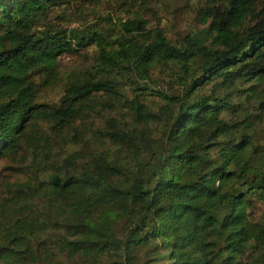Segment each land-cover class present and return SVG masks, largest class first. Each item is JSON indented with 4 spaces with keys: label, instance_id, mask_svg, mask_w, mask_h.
Listing matches in <instances>:
<instances>
[{
    "label": "trees",
    "instance_id": "trees-1",
    "mask_svg": "<svg viewBox=\"0 0 264 264\" xmlns=\"http://www.w3.org/2000/svg\"><path fill=\"white\" fill-rule=\"evenodd\" d=\"M65 1L0 0V156L38 120L87 143L73 122L95 94H117L114 74L134 91L116 102L132 121L109 119L95 133L101 147L71 149L43 176L35 169L7 187L0 264H264V212L248 211L264 199V0H218L175 44L136 17L115 35L35 29ZM84 45L102 73L70 72L56 104L38 102L34 75L55 81L57 54ZM157 78L169 93L147 86ZM145 95L164 102L155 115ZM15 201L46 202L45 213L8 216Z\"/></svg>",
    "mask_w": 264,
    "mask_h": 264
},
{
    "label": "rangeland",
    "instance_id": "rangeland-1",
    "mask_svg": "<svg viewBox=\"0 0 264 264\" xmlns=\"http://www.w3.org/2000/svg\"><path fill=\"white\" fill-rule=\"evenodd\" d=\"M217 1L66 0L62 4L52 6L46 17L39 23L42 26L35 29L51 26L63 30L100 31L102 28H107L111 35H115L119 33V23L136 17L144 22L145 29L161 30L166 39L175 44L184 35L197 32L203 27L204 23H201V20L204 7H211ZM116 30L117 32L114 33ZM96 63V48L93 45H84L76 47L75 50L59 52L56 56L55 81L45 80L40 72L34 75V78L40 84L36 100L47 104H56L63 93L66 75L74 71L97 78L102 71L97 69ZM152 73L159 76L157 69H154ZM120 74H114L116 76L115 89L117 94L110 96V98L99 93L95 94L99 102L94 108L92 107L87 111L82 119L78 118L73 122V126L80 131L81 137L88 144H83L79 139H74L72 136L73 129L69 125L60 130L59 137L55 135L54 128L45 120H38L30 128L25 129L24 135L18 140L16 146L13 149L6 150L7 152L0 156V197L8 198L7 187L18 181H23L29 176L32 177L34 175L32 170L37 169L39 171L37 175L43 176V173H46L44 167H49L47 170H50V166H59L61 159L71 149L101 147L99 139L94 138L97 136L95 133L97 130L104 129L109 119L115 120L119 125L132 121L129 109L116 103L119 99H128L134 94L126 74ZM168 83L157 78L156 84L147 86L152 87L154 90H163L169 93L171 90L168 88ZM173 90H176V86ZM139 99L152 115L158 113L159 108L164 104L161 99L153 95L140 96ZM102 104L113 105V108L109 109L101 106ZM157 122L160 123L159 117ZM145 125L156 126L154 123L149 124V122ZM258 128L260 138L264 140V117ZM33 150L39 153L38 158H36L39 160L38 166L31 164V159L36 154ZM45 203H39L37 210L33 205L20 210L21 201L8 203V216L21 213L43 214L45 213ZM59 211L60 209H58ZM248 211L251 218H257L264 212V199L253 201L252 207Z\"/></svg>",
    "mask_w": 264,
    "mask_h": 264
}]
</instances>
